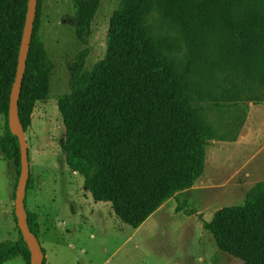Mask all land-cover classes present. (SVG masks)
I'll use <instances>...</instances> for the list:
<instances>
[{
	"label": "trees",
	"instance_id": "16d2710c",
	"mask_svg": "<svg viewBox=\"0 0 264 264\" xmlns=\"http://www.w3.org/2000/svg\"><path fill=\"white\" fill-rule=\"evenodd\" d=\"M41 2L18 98L25 132L36 103L48 99L53 68L38 33ZM27 3L0 0V153L16 165V185L20 147L8 112ZM72 5L75 36L85 45L100 0H72ZM153 15L184 40L181 71L152 37ZM105 45V56L90 67L88 47L73 58L69 91L57 99L65 129L62 147L66 165L82 176L93 200L110 203L113 214L135 229L203 172L201 109L191 106L185 92L224 81L228 71L250 82L264 76V0H120ZM27 219L39 237L37 215L28 208ZM202 227L242 264H264V179L242 204L219 209ZM19 256L29 264L20 230L16 240L0 242V264Z\"/></svg>",
	"mask_w": 264,
	"mask_h": 264
},
{
	"label": "rangeland",
	"instance_id": "374dc122",
	"mask_svg": "<svg viewBox=\"0 0 264 264\" xmlns=\"http://www.w3.org/2000/svg\"><path fill=\"white\" fill-rule=\"evenodd\" d=\"M119 2L100 0L85 45L75 36L72 0L41 2L38 33L53 68L48 99L36 103L25 132L30 159L26 206L37 215L46 264H242L218 248L202 224L219 209L242 204L248 190L264 179V76L250 82L228 71L224 81L185 92L191 106L201 109L203 172L138 228L118 219L110 203L93 200L82 176L65 163L57 99L69 91L71 63L79 50L89 48L88 67L105 56L109 20ZM149 21L152 37L181 71L187 56L181 34L155 15ZM3 125L0 116V135ZM15 166L0 153V242L19 236L13 215ZM3 264L26 260L19 256Z\"/></svg>",
	"mask_w": 264,
	"mask_h": 264
},
{
	"label": "water",
	"instance_id": "95a60500",
	"mask_svg": "<svg viewBox=\"0 0 264 264\" xmlns=\"http://www.w3.org/2000/svg\"><path fill=\"white\" fill-rule=\"evenodd\" d=\"M37 1L38 0H28L27 3L25 23L18 54L17 69L12 89L10 92L8 112L9 129L14 135L17 136L20 147V173L15 188L14 214L17 220L16 223L18 229L20 230L21 235L25 240L30 252L29 264H43L45 254L43 252L38 237L31 231L27 219V208L25 204V198L28 179L30 176V159L25 131L23 129L18 114V98L21 90V83L24 76L26 59L33 32V25L37 10Z\"/></svg>",
	"mask_w": 264,
	"mask_h": 264
}]
</instances>
